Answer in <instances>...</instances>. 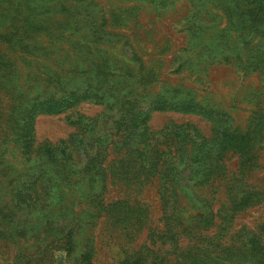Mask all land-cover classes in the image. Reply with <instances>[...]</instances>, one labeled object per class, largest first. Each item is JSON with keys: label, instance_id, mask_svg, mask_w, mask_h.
Listing matches in <instances>:
<instances>
[{"label": "rangeland", "instance_id": "obj_1", "mask_svg": "<svg viewBox=\"0 0 264 264\" xmlns=\"http://www.w3.org/2000/svg\"><path fill=\"white\" fill-rule=\"evenodd\" d=\"M18 1L0 0V34H12L0 37V264L55 263L44 249L51 247L56 222L70 221L74 231L72 258L56 253L59 264H74L88 246L94 248L93 264H125L130 247L117 225L87 221L85 207L77 215L57 210L45 218L27 208L34 204L27 195L36 190L30 184L37 171L24 173L29 164L19 144L4 142L6 112L19 101H14L18 94L32 97L49 86L51 68L67 72V79L86 78L88 89L108 60V71L115 74L113 91L148 105L152 130L194 126L208 152H219L220 142L231 136L226 130L251 135L252 181L264 192V0H32L36 8L25 13L26 23L8 7ZM149 73L156 75L146 86L142 81L148 82ZM103 111L85 103L74 117ZM35 131L38 142L56 143L75 128L65 114L40 115ZM239 155L230 161L232 170ZM68 192L63 208L72 201L84 206L85 195ZM122 197L119 187L110 186L105 200ZM138 198L148 206L152 225H159L162 208L155 187ZM235 223L243 234L257 229L264 223V201L239 213ZM147 236L145 229L133 246Z\"/></svg>", "mask_w": 264, "mask_h": 264}, {"label": "trees", "instance_id": "obj_2", "mask_svg": "<svg viewBox=\"0 0 264 264\" xmlns=\"http://www.w3.org/2000/svg\"><path fill=\"white\" fill-rule=\"evenodd\" d=\"M11 6L22 23L28 22L27 10L36 8L32 0ZM102 64L105 70L97 72L96 84L88 89L86 78L70 75L67 79V72L56 74L51 68L49 86L32 97L18 94L14 101L18 97L19 101L6 112L4 142L19 144L29 164L24 173L37 171L36 181L30 184L36 190L27 195L34 204L27 208L45 218V213L57 210L77 215L85 207L87 221L104 219L117 225L130 245L124 251L125 264H264V223L245 234L235 229L239 213L264 201V192L252 181L256 163L249 152L251 135L226 130L231 135L228 141L211 153L194 126L170 124L154 131L149 106L137 98L131 101L129 93L113 91L115 74L108 71V60ZM155 75L149 73L148 82L142 83L149 86ZM85 103L102 106L104 111L74 117ZM63 114L75 132L56 143L38 142L37 117ZM237 152L238 163L232 170L230 161ZM110 186L119 187L123 197L108 203ZM83 187L88 190L83 192ZM149 187H155L162 208L160 224L155 226L148 206L138 200ZM68 191L85 195L84 206L72 201L63 208ZM56 223L49 236L51 247L44 249L46 257L55 259L52 264H59L56 253H65L68 261L74 249L70 221ZM145 229L146 240L133 246ZM93 250L88 246L73 263L93 264ZM22 264L38 263L26 259Z\"/></svg>", "mask_w": 264, "mask_h": 264}]
</instances>
